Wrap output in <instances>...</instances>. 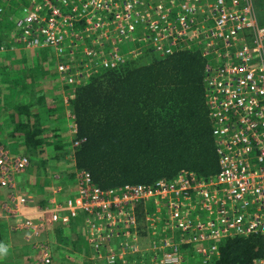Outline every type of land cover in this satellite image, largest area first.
I'll return each instance as SVG.
<instances>
[{"label": "built area", "instance_id": "obj_1", "mask_svg": "<svg viewBox=\"0 0 264 264\" xmlns=\"http://www.w3.org/2000/svg\"><path fill=\"white\" fill-rule=\"evenodd\" d=\"M14 1L16 42L51 48L60 86L69 90L98 68L118 67L146 50L160 57L199 53L218 173L204 181L179 171L149 186L102 190L81 172L72 199L52 197L64 190L57 185L28 214L21 210L33 208L35 197L17 177L29 160L0 146V219L11 220L12 233L32 241L79 219L97 264H213L222 240L264 236V22L257 0ZM211 56L219 62L207 63ZM137 204L144 206L145 239L136 227ZM33 243L49 264L45 244Z\"/></svg>", "mask_w": 264, "mask_h": 264}, {"label": "trees", "instance_id": "obj_2", "mask_svg": "<svg viewBox=\"0 0 264 264\" xmlns=\"http://www.w3.org/2000/svg\"><path fill=\"white\" fill-rule=\"evenodd\" d=\"M19 13V3L0 0V33L8 28L16 32L12 17ZM8 33L0 34V47ZM14 54L0 48V58ZM23 54L11 71L0 61V144L7 141L13 155L26 156L30 172L57 173L64 187L67 181L76 186L79 173L85 172L102 190L149 186L179 171L204 181L218 173L205 106V60L197 52L160 57L146 50L118 67L98 68L70 90L55 75L51 48L27 50L29 59ZM134 210L137 231L145 239L143 204ZM69 229L54 226L56 244L62 247L51 253L70 255L63 249L69 244L72 251L82 252L84 238L71 241ZM4 234L7 228L0 222V245ZM217 250L213 264H254L264 257V236L228 237ZM50 258L52 262L54 255ZM81 264L97 263L86 257Z\"/></svg>", "mask_w": 264, "mask_h": 264}, {"label": "rangeland", "instance_id": "obj_3", "mask_svg": "<svg viewBox=\"0 0 264 264\" xmlns=\"http://www.w3.org/2000/svg\"><path fill=\"white\" fill-rule=\"evenodd\" d=\"M2 1H4V0H2ZM5 2H6V0H5ZM7 6L9 8L10 7L19 8V6H17V4L14 5L13 3H8ZM255 8H256L258 21L259 22H264V0H257L255 2ZM12 18H13V20H14V18L16 19V17H12ZM139 28H140L139 25L134 26L135 31H137ZM8 32L11 33L10 28H8V30L4 29L0 34L2 35V37H5L4 34L8 33ZM11 34H9L6 39H8L7 41L12 40L11 41L12 43L8 44V42L6 41L5 47H3V46L0 47L1 51L3 53H8L9 54L11 52H15L14 56H11V57L9 56V58H7V57H1L0 58V61H2L3 63L7 64V66L9 67L8 71H11L14 68V65H17L18 62L21 61V54L24 53L23 56L25 58L29 59L30 56H28L26 54V51L27 50H31V49H26L25 47H22V44L17 43L16 42L17 40L13 39L12 38L13 35H11ZM14 37H15V35H14ZM17 45H20V46H17ZM1 56H4V55H1ZM206 58H207V63H209V64H211V63H215L216 64V63L219 62L218 59H216V58L213 59L212 56L211 57H206ZM51 61H52L51 63H52L53 68L56 70V59H55L54 56H52ZM55 75L56 76L58 75L57 72H55ZM63 89L68 90L69 88H68V86H66V87H63ZM0 92H2V91H0ZM67 105L68 104H66V106ZM68 109L66 111L67 112V114H66L67 117L69 116V113H70V111ZM66 183L67 182H65L64 184H66ZM23 192L24 193H30V191H27V192L23 191ZM65 197L66 198L63 200V202H65L69 198L70 199L73 198L69 194L65 195ZM41 203L42 202L35 201L34 204L32 205L33 208L31 210V212L28 209L26 211H29L31 214H35L36 211L39 208L38 206H41L43 204V203L42 204ZM22 210H21V213H22ZM20 219L21 218H18V220H20ZM1 220L2 221H0V222L2 224H4V225H10V223H11V220H5V219H1ZM76 223H77V225H79L80 224V220H79V222L77 221ZM79 226H77V228L74 229V232L77 233V234L81 232ZM13 234H14V236L10 240H8L6 242H3L4 243L3 246H6L8 251H7L6 254L0 255V264H43L42 262H40L38 260V256H36L37 254H39V250H38V247L35 246V244L33 243L35 241L37 243H39V244L44 243L45 246L47 247L48 251H50V255L51 256L55 255L54 253H51L52 249L54 248V247H52L54 242L50 238L42 237L44 233L41 234V235L39 234L32 241H28L26 239V234L24 232H13ZM23 243L27 244V246H22ZM69 252H71L72 254L69 255L66 251L63 250L62 257H60L61 255H59L58 257L56 255V256H54L53 261H55V260L57 261L58 260L60 264H80L82 259L85 260L86 257L88 258V255L90 254L91 251L89 252V251L84 250V252H82V254H80L78 252H73V251H69ZM193 255H194L193 253H189V254H187V257H190V258L194 257ZM56 257H57V259H56ZM84 260H82V262ZM50 262H51V258H50ZM50 262H49V264H52V262L51 263Z\"/></svg>", "mask_w": 264, "mask_h": 264}, {"label": "crops", "instance_id": "obj_4", "mask_svg": "<svg viewBox=\"0 0 264 264\" xmlns=\"http://www.w3.org/2000/svg\"><path fill=\"white\" fill-rule=\"evenodd\" d=\"M53 55H54V52H53ZM54 57H55V55H54ZM58 76L59 75H57V78H58ZM0 146L4 147L10 153H12L11 150L9 149V147H8V142L7 141L1 143ZM17 183H18L19 188L22 191H26V192L30 191V193L34 195L35 201L42 202V203H44L45 200L52 194V191L55 189V187H57V185L58 186L61 185V187H63V189H64L63 192H61L60 194L54 195V196L52 195V197H54V198L56 197L57 201L63 202V200L66 198L65 195H67V194H69L71 196L75 195V188H76L75 185L74 184L71 185V181H67V183H66V185L64 187V185L62 184V182H61L60 178L58 177L57 173L56 174H52V175H50V174L49 175H45V174H38V173L35 174V173L30 172L29 169H27L23 174H20L17 177ZM66 187L68 189H66ZM65 190H67V191H65ZM1 196H3V192H0V198H1ZM27 209L30 212L32 210V208H27ZM25 211H26V208L23 209L22 212L23 213L27 212L28 214H31L29 211H26V212ZM32 216H35V215H32ZM0 221H1V219H0ZM3 226H4V224H3ZM77 226H79V225L71 223L67 227V228H70L69 229L70 232H68V233H69V235L71 237V241H72V238L75 239L74 236L83 237L85 242H86V244L83 243V246L80 249H82V252H84V250L90 252V249H88L90 247L88 246V243H87V240H86V237H85L84 228L82 226H79L81 232L77 234V233L74 232V229H76ZM5 227L7 228V234H4L5 236L3 237V239H4L3 242H6V241L10 240L14 236V234L10 231V225H5ZM53 228H50V229H47L46 231H44V234H43L42 237L52 239L53 242H54L52 247L60 248L62 246H59V245L56 244L55 236L53 234L54 233L53 232ZM22 246H27V244L23 243ZM63 249H66L68 251H72L73 250L71 244L64 246ZM73 252H78V251L74 250ZM82 252H80V254H82ZM54 254H55V252H54ZM59 255H61V254H59ZM91 255L92 254H89L88 258H90ZM54 256H56V254ZM193 256H195V255H193ZM57 257H56V259H57ZM60 257H62V255ZM38 260H39V258H38ZM82 260H84V259H82ZM82 260H81L80 264L83 263ZM52 264H60V263H59L58 260L57 261L55 260V261L52 262Z\"/></svg>", "mask_w": 264, "mask_h": 264}, {"label": "clouds", "instance_id": "obj_5", "mask_svg": "<svg viewBox=\"0 0 264 264\" xmlns=\"http://www.w3.org/2000/svg\"><path fill=\"white\" fill-rule=\"evenodd\" d=\"M13 35V39H15L14 35H16L15 33L12 34ZM23 47V46H22ZM38 49V48H37ZM8 251L6 246L0 245V255H4L6 254Z\"/></svg>", "mask_w": 264, "mask_h": 264}]
</instances>
